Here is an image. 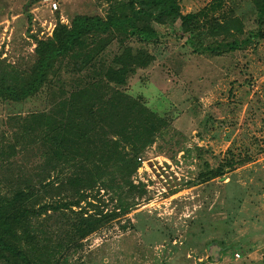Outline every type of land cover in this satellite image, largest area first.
<instances>
[{
  "label": "rangeland",
  "instance_id": "obj_1",
  "mask_svg": "<svg viewBox=\"0 0 264 264\" xmlns=\"http://www.w3.org/2000/svg\"><path fill=\"white\" fill-rule=\"evenodd\" d=\"M209 1L179 4L185 12ZM107 3L60 0L56 9L59 19L68 22L74 13L103 14ZM229 7L241 20L242 32L235 37L242 39L257 26L253 5L250 0H222L214 14ZM54 20L55 11L41 0H0V55L25 64L33 34L46 35L48 21ZM258 25L264 29V19ZM155 27L156 42L130 38L133 46L154 56L125 86L165 120L130 175L144 190L127 197L131 204L123 211L115 209L118 201L110 190L100 188L93 200L91 196L103 211L115 209L117 214L79 245L68 246L64 264H264V34L256 42L213 53L208 45L214 42L203 34L186 38L169 26ZM60 78L66 87L69 76ZM43 94L21 105L0 99V141L10 132L7 113L42 108ZM228 147L246 150L251 159L199 181L203 160L214 166ZM16 159L24 167L41 161L29 147L24 158Z\"/></svg>",
  "mask_w": 264,
  "mask_h": 264
},
{
  "label": "trees",
  "instance_id": "obj_2",
  "mask_svg": "<svg viewBox=\"0 0 264 264\" xmlns=\"http://www.w3.org/2000/svg\"><path fill=\"white\" fill-rule=\"evenodd\" d=\"M107 1L103 14L74 13L68 22L55 9L50 33L33 34L25 64L0 55V99L21 105L44 93L45 103L5 118L10 132L0 141V264L66 263L68 246L79 245L116 216V208L126 210L131 202L125 199L134 191L144 190L130 175L165 120L125 88L128 77L154 56L130 38L156 42L155 25H165L186 38L203 34L214 42L209 51L220 53L264 34L258 25L264 0H250L257 26L242 39L235 37L242 23L231 7L214 14L222 0L185 12L179 0ZM61 74L69 76L66 87ZM28 147L41 161L24 167L16 156L24 158ZM220 158L214 166L203 160L199 181L221 176L251 155L228 147ZM100 188L115 194V209L103 211L92 201Z\"/></svg>",
  "mask_w": 264,
  "mask_h": 264
},
{
  "label": "built area",
  "instance_id": "obj_3",
  "mask_svg": "<svg viewBox=\"0 0 264 264\" xmlns=\"http://www.w3.org/2000/svg\"><path fill=\"white\" fill-rule=\"evenodd\" d=\"M60 0H41L42 3H44V7H47L49 9V11H54L59 4ZM60 20H64V18L60 17ZM53 23H51L50 21H48V26L46 28H48V30L46 31V34L50 33L52 27H53ZM234 254L237 256L238 253L234 252Z\"/></svg>",
  "mask_w": 264,
  "mask_h": 264
},
{
  "label": "crops",
  "instance_id": "obj_4",
  "mask_svg": "<svg viewBox=\"0 0 264 264\" xmlns=\"http://www.w3.org/2000/svg\"><path fill=\"white\" fill-rule=\"evenodd\" d=\"M33 44V43H32Z\"/></svg>",
  "mask_w": 264,
  "mask_h": 264
}]
</instances>
